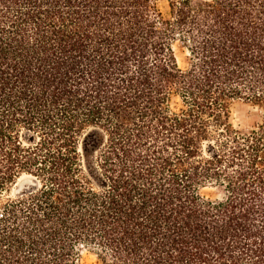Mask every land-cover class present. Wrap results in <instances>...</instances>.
<instances>
[{
  "label": "trees",
  "instance_id": "16d2710c",
  "mask_svg": "<svg viewBox=\"0 0 264 264\" xmlns=\"http://www.w3.org/2000/svg\"><path fill=\"white\" fill-rule=\"evenodd\" d=\"M3 194L0 264H264V0H0Z\"/></svg>",
  "mask_w": 264,
  "mask_h": 264
},
{
  "label": "rangeland",
  "instance_id": "374dc122",
  "mask_svg": "<svg viewBox=\"0 0 264 264\" xmlns=\"http://www.w3.org/2000/svg\"><path fill=\"white\" fill-rule=\"evenodd\" d=\"M169 1L170 0H158L159 7L164 13H167L168 11ZM174 48L179 65L181 67H185L187 65L188 58L186 50L183 49L179 43H177ZM261 114L260 110L252 107L251 105L238 104L233 109L231 120L234 126L246 129L256 126V124L261 120ZM25 178L26 177L20 181L18 180L16 186L12 187L11 195H14L17 192L19 185L25 180ZM203 193L212 199H218L222 197V188L218 186H208L203 189ZM5 195L6 194L0 195V199L5 197ZM79 258L80 264H97L95 255L84 248L80 250Z\"/></svg>",
  "mask_w": 264,
  "mask_h": 264
},
{
  "label": "bare ground",
  "instance_id": "6f19581e",
  "mask_svg": "<svg viewBox=\"0 0 264 264\" xmlns=\"http://www.w3.org/2000/svg\"><path fill=\"white\" fill-rule=\"evenodd\" d=\"M24 177H27V176H22L21 178H19V181L21 180V179H23ZM18 183V182H17Z\"/></svg>",
  "mask_w": 264,
  "mask_h": 264
}]
</instances>
